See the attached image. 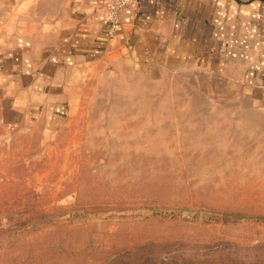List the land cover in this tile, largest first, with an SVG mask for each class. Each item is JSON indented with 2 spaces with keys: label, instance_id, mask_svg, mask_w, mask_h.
Instances as JSON below:
<instances>
[{
  "label": "rangeland",
  "instance_id": "374dc122",
  "mask_svg": "<svg viewBox=\"0 0 264 264\" xmlns=\"http://www.w3.org/2000/svg\"><path fill=\"white\" fill-rule=\"evenodd\" d=\"M206 84L122 66L79 121L0 112V264H264V107Z\"/></svg>",
  "mask_w": 264,
  "mask_h": 264
},
{
  "label": "crops",
  "instance_id": "0c3cea01",
  "mask_svg": "<svg viewBox=\"0 0 264 264\" xmlns=\"http://www.w3.org/2000/svg\"><path fill=\"white\" fill-rule=\"evenodd\" d=\"M103 2L0 0L3 121H79L88 90L122 66L199 72L214 97L264 107V0H134L113 26Z\"/></svg>",
  "mask_w": 264,
  "mask_h": 264
},
{
  "label": "built area",
  "instance_id": "2783aa9c",
  "mask_svg": "<svg viewBox=\"0 0 264 264\" xmlns=\"http://www.w3.org/2000/svg\"><path fill=\"white\" fill-rule=\"evenodd\" d=\"M134 0H104L105 21L113 26L118 22L120 14L125 7H128Z\"/></svg>",
  "mask_w": 264,
  "mask_h": 264
}]
</instances>
